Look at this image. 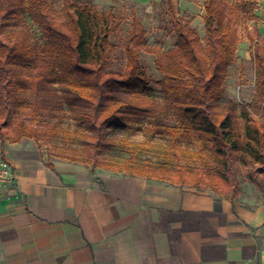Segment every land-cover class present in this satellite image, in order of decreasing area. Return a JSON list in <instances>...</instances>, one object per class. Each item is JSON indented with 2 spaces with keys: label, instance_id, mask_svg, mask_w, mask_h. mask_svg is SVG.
I'll return each mask as SVG.
<instances>
[{
  "label": "trees",
  "instance_id": "16d2710c",
  "mask_svg": "<svg viewBox=\"0 0 264 264\" xmlns=\"http://www.w3.org/2000/svg\"><path fill=\"white\" fill-rule=\"evenodd\" d=\"M174 45L147 46L134 11L124 66L109 67L122 24L92 0H0V138L44 144L49 159L210 189L234 199L238 174L264 196V41L248 32L254 96L236 113L226 77L236 60L235 20L252 19L253 0H203L204 35L163 0ZM29 18L44 39L34 42ZM143 50L154 55L163 95L148 94ZM56 119V122H50ZM68 120L66 125L58 122ZM140 133V137L136 135ZM2 145V144H1Z\"/></svg>",
  "mask_w": 264,
  "mask_h": 264
},
{
  "label": "crops",
  "instance_id": "0c3cea01",
  "mask_svg": "<svg viewBox=\"0 0 264 264\" xmlns=\"http://www.w3.org/2000/svg\"><path fill=\"white\" fill-rule=\"evenodd\" d=\"M0 264H264V196L49 159L34 140L2 143ZM249 184V183H248Z\"/></svg>",
  "mask_w": 264,
  "mask_h": 264
},
{
  "label": "rangeland",
  "instance_id": "374dc122",
  "mask_svg": "<svg viewBox=\"0 0 264 264\" xmlns=\"http://www.w3.org/2000/svg\"><path fill=\"white\" fill-rule=\"evenodd\" d=\"M59 13L63 0H48ZM99 10L112 8L122 17V24L116 36H113V41L116 44V50L111 57L109 67L112 69H121L124 66V54L122 50V42L124 35L130 27L131 11H134L139 18L141 24L146 31L147 46L167 50L174 45V37L169 31L166 8L163 0H92ZM177 6L178 12L182 15L190 25L194 26L200 37L203 38V0H172ZM228 2H238L240 0H227ZM255 17L252 19L239 16L236 20L237 30V47L236 60L230 65L226 77V94L220 100L224 103L226 100H231L236 113H239L240 107L243 104H248L254 96V71L251 61L250 42L248 32H259L264 41V9L254 8ZM25 26L29 28L32 40L42 43L44 41L40 30L29 18L25 19ZM141 62L146 69L150 78L146 94L160 100L163 95L159 88L158 81L161 74L154 65V55L146 50L141 53ZM50 122H56V119H51ZM68 120L58 122L61 125H66ZM140 137V133L136 135ZM30 139V138H29ZM2 143L6 140L0 138V150L2 152ZM46 152L45 145L40 148ZM239 190L241 186H250L242 174H238ZM249 183V184H248ZM256 187V186H255ZM253 188V187H252ZM257 188V187H256ZM258 189V188H257ZM259 190V189H258ZM260 191V190H259Z\"/></svg>",
  "mask_w": 264,
  "mask_h": 264
},
{
  "label": "built area",
  "instance_id": "2783aa9c",
  "mask_svg": "<svg viewBox=\"0 0 264 264\" xmlns=\"http://www.w3.org/2000/svg\"><path fill=\"white\" fill-rule=\"evenodd\" d=\"M256 9H264V0H253ZM14 173L10 162L3 156L0 150V188L13 180Z\"/></svg>",
  "mask_w": 264,
  "mask_h": 264
}]
</instances>
